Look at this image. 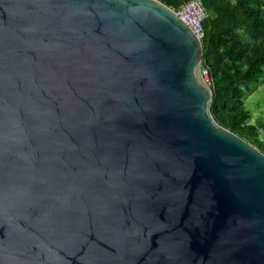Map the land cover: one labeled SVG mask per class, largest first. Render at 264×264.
Listing matches in <instances>:
<instances>
[{
    "label": "water",
    "instance_id": "95a60500",
    "mask_svg": "<svg viewBox=\"0 0 264 264\" xmlns=\"http://www.w3.org/2000/svg\"><path fill=\"white\" fill-rule=\"evenodd\" d=\"M202 59L158 0H0V264H264Z\"/></svg>",
    "mask_w": 264,
    "mask_h": 264
},
{
    "label": "trees",
    "instance_id": "16d2710c",
    "mask_svg": "<svg viewBox=\"0 0 264 264\" xmlns=\"http://www.w3.org/2000/svg\"><path fill=\"white\" fill-rule=\"evenodd\" d=\"M178 9L189 0H158ZM202 69L213 97L211 113L218 125L264 154L261 121L250 122L248 92L264 76V0H203Z\"/></svg>",
    "mask_w": 264,
    "mask_h": 264
},
{
    "label": "built area",
    "instance_id": "2783aa9c",
    "mask_svg": "<svg viewBox=\"0 0 264 264\" xmlns=\"http://www.w3.org/2000/svg\"><path fill=\"white\" fill-rule=\"evenodd\" d=\"M176 15L191 29L201 40L204 36V23L208 15L203 7V0H189L178 9H172ZM202 77L208 83V73L201 70Z\"/></svg>",
    "mask_w": 264,
    "mask_h": 264
},
{
    "label": "rangeland",
    "instance_id": "374dc122",
    "mask_svg": "<svg viewBox=\"0 0 264 264\" xmlns=\"http://www.w3.org/2000/svg\"><path fill=\"white\" fill-rule=\"evenodd\" d=\"M246 103L251 110L250 122L257 124L261 121L263 123L260 126V133L264 139V76L261 78L260 83L248 92Z\"/></svg>",
    "mask_w": 264,
    "mask_h": 264
}]
</instances>
